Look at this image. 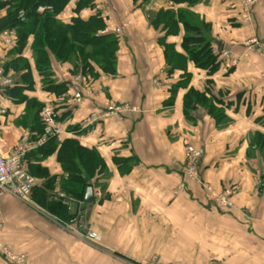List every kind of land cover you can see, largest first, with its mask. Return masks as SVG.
<instances>
[{"label":"crops","instance_id":"obj_1","mask_svg":"<svg viewBox=\"0 0 264 264\" xmlns=\"http://www.w3.org/2000/svg\"><path fill=\"white\" fill-rule=\"evenodd\" d=\"M78 1L72 0L58 16L61 22L88 20L99 12L97 6L77 10ZM108 8L112 25L100 34H114L119 27L123 31L114 34L119 39L116 74L106 75L96 67L97 77L80 83V105L73 95L74 77L81 74L51 56L54 84L67 86V92L57 96L44 88L36 70L33 37L18 54L15 45L8 46L0 35V67L13 85L24 88L26 98L20 102L22 97L14 98L7 94L8 88H0V105L7 110L0 122L4 152H10L26 132L31 142L38 139L27 111L31 101L54 106L63 127L59 143L77 139L82 147L96 149L107 169L100 181L105 189L93 190L92 204L71 202L69 212L79 215L69 221L34 195L27 202L5 196L0 247L26 255L23 264H147L156 257L170 264H264V151L253 146L256 135L264 137V0L253 5L250 25L239 9H231L230 0L193 4L109 0ZM179 10L209 25L213 51L220 56L228 49L239 64L229 73L221 66L209 76L188 62V86L179 88L173 99L172 87L180 84L184 72L169 74L160 40L185 54L184 28L180 25L178 34L166 36L163 26L153 27L152 19L161 11ZM6 12L0 10V20ZM251 39H257L261 48L246 55L245 44ZM18 58L31 67V81L23 79L26 69H7ZM190 89L206 94L223 109L225 123L200 105L187 115L185 97ZM107 103H126L140 111L86 125L90 113L104 111ZM189 144L202 151L199 171L205 182L217 191L237 190L232 211L218 209L199 183L187 181L185 190L180 189ZM115 159L129 161V171L123 174ZM28 163L35 164V158H28ZM40 164L57 179L58 187L64 172L57 153ZM98 191L101 199L96 197ZM90 233L98 236V243L88 241ZM0 264L14 263L0 252Z\"/></svg>","mask_w":264,"mask_h":264},{"label":"trees","instance_id":"obj_2","mask_svg":"<svg viewBox=\"0 0 264 264\" xmlns=\"http://www.w3.org/2000/svg\"><path fill=\"white\" fill-rule=\"evenodd\" d=\"M72 0H11L9 3H0V10L5 9L6 15L0 20V31L15 29L14 50L22 54L27 46L28 38L33 37L32 52L34 55L36 70L38 71L44 88L57 96H62L67 92L66 84L55 85L51 68L50 57L62 64H69L74 74H81L85 79L94 80L97 75L95 68L109 76H115L117 66V52L119 39L114 34L102 35L105 30V21L97 12L88 20L80 18L73 19L71 24H64L58 16L66 10ZM138 2L140 0H134ZM146 2L148 0H141ZM177 3L188 2L193 4L195 0H174ZM53 6L54 12L38 14L39 6ZM97 6L96 0H79L77 10L86 7ZM25 12V22L19 19V13ZM240 15V13H239ZM154 28L163 26L166 36L176 35L180 30V25L184 28L183 50L185 54L176 51L173 45H167L163 39L160 40L164 48L165 59L168 72L183 71V80L175 85L172 91L174 99L179 88H186L189 82L187 74L188 62H193L198 69H201L209 76L220 70L222 66L221 55L213 51L214 44L210 36L209 25L202 22L196 15L185 10L161 11L152 19ZM12 68L17 71L27 70L23 79H31L32 71L27 61L18 58L12 61L7 69ZM7 70V71H8ZM28 84L32 87V82ZM10 89V90H9ZM9 90V92H8ZM9 93L14 98L22 102L24 99V88L18 85L8 87ZM203 106L207 113L217 122L224 120L223 109L214 105V102L207 98L206 94L190 89L185 97V113L188 115L194 106ZM44 106L35 102H29L27 106L28 116L31 117L32 127L37 138L44 134V125L41 121L40 113ZM218 108V109H217ZM59 119V118H58ZM37 139V140H38ZM36 140V139H35ZM253 146L264 151V137L256 135ZM57 153L58 162L64 172L59 186H56V178L51 177L43 169L40 162L48 156ZM264 156V154H263ZM35 158V164H29L28 158ZM116 165L121 168V172L129 171V161L115 159ZM24 164L27 171L37 179L39 185L34 189L33 195L37 197L40 204L47 207L57 216L65 220H72L79 214L69 212V204L85 203L87 189H105L100 181L107 176L106 164L96 149H88L81 146L77 139H67L59 143L58 137L49 141L36 149L28 152L24 157ZM123 164V165H122ZM124 166V167H123ZM64 194L62 198L59 194ZM107 196H105V199Z\"/></svg>","mask_w":264,"mask_h":264},{"label":"built area","instance_id":"obj_3","mask_svg":"<svg viewBox=\"0 0 264 264\" xmlns=\"http://www.w3.org/2000/svg\"><path fill=\"white\" fill-rule=\"evenodd\" d=\"M109 0H96L97 7L99 8V14L103 21H105L106 30L112 25V18L110 14ZM9 3L11 0H0V3ZM256 3V0H230L231 9H239L240 15L243 17V21L246 24L253 23L252 8ZM53 6H39L37 8V13H52L54 12ZM19 19L25 22V12L21 11L19 13ZM128 25H123L125 28ZM114 34H121L122 28H114L112 31ZM4 42L8 46H13L15 43V38L17 37V32L15 29H6L0 32ZM245 54L248 55L260 47V43L257 39L248 40L245 44ZM222 59V70L225 73H229L239 64V58H233L231 52L225 49L221 52ZM264 78V74H263ZM84 79L81 75L74 77V95L73 101L76 105H80L83 100V92L80 86L81 81ZM87 80V79H84ZM14 82L12 77L6 76L4 70L0 67V88H8L13 86ZM155 85H159L155 81ZM104 107V111L91 112L86 118V125L102 124L107 119L116 118L121 119L123 115L127 112H138L140 109L138 107H132L128 104H117V103H107ZM7 110L0 105V122L6 117ZM41 121L44 125V134L35 142L29 140V133L23 135L13 149L5 153L4 149L0 145V228L3 227V215L1 209V201L5 196H10L18 199L22 202H27L31 199L34 189L38 186V181L33 177L26 169L24 164L25 155L39 147L45 145L49 139L58 137L63 132V127L58 120V114L52 105H45L41 113ZM202 151L195 148L193 145H187L185 153V164L181 172L183 178V185L180 189L185 190V183L187 181H192L199 183L202 188L210 195L211 200L216 204L218 209L223 212L232 211L234 203L232 198L236 194L237 190L235 188H225L221 191L215 190L208 182H205L200 174L199 167L202 159ZM60 197L64 198V194H59ZM98 199L102 198V193L98 191L96 193ZM88 241L92 243H98L99 238L96 234L90 233L88 235ZM0 252L7 258L8 261L14 264H23L27 262V256L24 254H16L10 251L6 247H0ZM147 264H170L159 257L154 258Z\"/></svg>","mask_w":264,"mask_h":264},{"label":"water","instance_id":"obj_4","mask_svg":"<svg viewBox=\"0 0 264 264\" xmlns=\"http://www.w3.org/2000/svg\"><path fill=\"white\" fill-rule=\"evenodd\" d=\"M94 200H95V197H94L93 189L92 188L87 189V193L85 196V203L92 204L95 202Z\"/></svg>","mask_w":264,"mask_h":264},{"label":"rangeland","instance_id":"obj_5","mask_svg":"<svg viewBox=\"0 0 264 264\" xmlns=\"http://www.w3.org/2000/svg\"><path fill=\"white\" fill-rule=\"evenodd\" d=\"M109 2V1H108ZM218 109V108H217ZM223 112V111H222ZM225 122L223 121V122H221V124H224Z\"/></svg>","mask_w":264,"mask_h":264}]
</instances>
